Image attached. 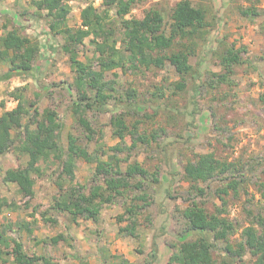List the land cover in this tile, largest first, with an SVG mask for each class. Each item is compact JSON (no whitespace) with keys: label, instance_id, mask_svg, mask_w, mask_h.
Masks as SVG:
<instances>
[{"label":"trees","instance_id":"obj_1","mask_svg":"<svg viewBox=\"0 0 264 264\" xmlns=\"http://www.w3.org/2000/svg\"><path fill=\"white\" fill-rule=\"evenodd\" d=\"M69 1L75 0H34L33 18L24 22L15 21L9 13L2 15L0 65L8 69L0 74V83L37 71L42 59L56 51L59 35L64 39L60 49L70 56L75 73L73 83H66L73 90L68 107L73 125L66 136L65 116L53 107L42 109L38 92L33 99L23 93L24 87L11 93L18 104L0 114V162L2 157L12 154L19 164L5 171L4 181L15 184L21 197L29 199L35 198L38 182L46 178L54 181L57 190L50 209L41 211L40 205L34 207L46 224H58V219L49 215L51 209L73 223L79 220L96 223L105 209L121 205L124 211L117 221L131 226L121 235H134L140 225L139 216L151 204L149 191L161 183V167L151 171L138 159L137 151L168 135L165 127L149 132L141 130V124L155 119L161 108L169 105L157 104V110L144 107L137 89L118 90L114 80H106V74L116 69L136 72L169 60L180 77L171 84L173 94L184 93L189 81H195L197 75V67L190 59L202 47L200 41H206L210 32L207 28L216 17L213 14L208 22L210 7L203 3L195 5L193 0H178L168 9H151L140 18H127L141 0H103V9L88 4L81 12V24L70 27ZM242 13L256 15L251 8ZM26 15L28 12L22 16ZM91 37V42L96 43L88 48L92 57L84 63L78 58L79 51L87 49L85 39ZM246 54L245 46L237 48L224 38L219 40L213 56L222 73H213L211 88L232 84L231 78L239 68L245 64L252 66L254 60L245 58ZM259 59L264 60V55ZM96 67L99 71H95ZM254 71L262 76L256 67ZM193 86L199 89L195 83ZM160 96L163 98L165 93L162 91ZM106 112L113 113L109 137L118 140L113 146L108 145L104 128H99L98 115ZM176 114L167 112L169 124L179 121ZM127 137L134 147L128 145ZM79 159L94 165L86 184L72 182ZM181 165V180L189 186L182 194L171 197L181 198L172 211L181 229L176 228V238L169 243L171 253L167 264H248L247 255L254 258L249 264H264V214L251 215L245 226L231 217L232 205L236 203L229 199L232 196L241 201L242 193L248 196L247 185L251 183L264 199V179L258 173L264 167V156L234 162L217 158L214 151H209ZM209 202L212 209L207 207ZM3 208L16 210L18 206L15 201L0 196V212ZM4 228L11 230L12 226L7 224ZM240 228V240L235 242L233 237ZM6 232L0 225V259L4 263L58 264L51 255L30 254L19 237H9ZM64 239L60 234L51 243L55 247ZM104 262L142 264L121 255H110Z\"/></svg>","mask_w":264,"mask_h":264},{"label":"rangeland","instance_id":"obj_2","mask_svg":"<svg viewBox=\"0 0 264 264\" xmlns=\"http://www.w3.org/2000/svg\"><path fill=\"white\" fill-rule=\"evenodd\" d=\"M33 1L0 0V29L4 25V14H11L17 22L33 18L36 9ZM177 1L141 0L127 18H140L151 9H168ZM193 1L195 5L203 3L207 8L210 7L212 13L207 15L208 22H211L213 14L216 19L212 26L207 28L210 32L206 41H200L202 47L190 59L191 64L197 67V75L195 81H189L184 93L173 94L171 84L180 80V77L169 60H165L163 65L143 67L136 72L116 69L106 74V80H114L118 90H124L125 87L137 89L139 101L144 107L149 106L157 110V104L169 105L162 107V112L155 119L145 120L141 124V130L149 132L165 127L168 135L158 143H153L151 147L137 151L138 159L145 167L151 171L161 167V183L155 184L149 191L151 204L139 216L140 225L136 227L135 234L121 235L128 232L125 229L131 227L128 222L119 224L117 221L118 215L124 211L121 205L105 209L100 221L96 223L83 220L73 223L69 218L51 209L49 215L57 218L58 224L44 223L40 212H34V207L40 205L41 211L50 209L57 190L54 181L50 178L41 180L36 186L34 199L22 198L15 184L4 181L5 171L19 164L14 155L8 154L2 157L0 162V196L10 202L15 201L18 209L3 208L0 212V225L3 230H7V236L19 237L30 254L51 255L57 259L58 264H82L81 261H87L88 264H106L104 261L110 255H121L131 262L142 264H167L171 253L169 243L176 238V228H179V222L172 216V211L175 203L181 202V198L173 200L171 197L182 194L189 186L181 180V164L196 158L197 154L209 151H214L217 158L234 162L239 159L246 162L264 156V60L259 59L264 55V0ZM102 3L103 0L69 1V26L78 27L81 24V12L88 4L103 9ZM249 8L256 11L255 16L243 15L242 11ZM25 12H28V15L22 16ZM33 37L31 35V38ZM222 38L230 44H235L237 48L245 46L248 51L245 58L250 57L254 64H245L239 68L231 78L232 84L226 83L211 88L209 82L213 73H222V67L213 56V51ZM57 40L56 51L48 58L42 59L37 71L24 78H13L0 83V114L17 106L18 102L11 93L19 87H24L26 90L23 93L31 99L35 97L36 92L41 95L42 109L53 107L65 116L66 136L73 125L72 112L68 110L73 90L68 88L66 83H73L75 73L71 68L70 56L60 49L64 39L59 35ZM91 40L92 37L86 38L87 49L79 51L78 58L84 63H88V57H92V51L88 48H93L96 42ZM254 67L259 69L261 77L259 72L254 71ZM7 69V66L0 65V74ZM95 71H99V67H96ZM54 83L58 86H54ZM194 83L199 89L195 90ZM162 91L165 93L163 98L160 96ZM2 103L5 104L4 107ZM176 106L177 110L171 109ZM167 112L178 113L176 115L179 121L174 125L169 124ZM98 120L99 128L106 131L105 139L108 145L117 144L118 140L109 137L113 113L98 115ZM127 143L131 147L135 146L130 137H127ZM93 166L82 159L77 160L72 182L86 184L92 175L90 168ZM123 166L126 168L125 164ZM258 173L264 179V167L260 168ZM247 190L249 195L242 193L241 201L229 197L230 201L236 203L232 205L231 217L245 226H248V217L251 215L264 214V199L260 197L256 187L251 183L247 185ZM215 201L220 204L219 200ZM207 207L212 209V203L209 202ZM7 224L12 226L11 230L4 228ZM241 232L240 228L233 237L235 242L240 240ZM60 234L65 239L54 247L51 239ZM152 255L155 258L151 257ZM246 260L249 264L254 258L247 255ZM0 264L12 263H4L0 259Z\"/></svg>","mask_w":264,"mask_h":264}]
</instances>
